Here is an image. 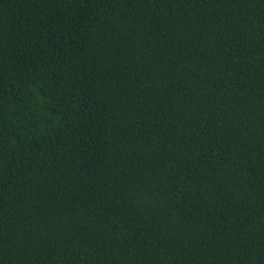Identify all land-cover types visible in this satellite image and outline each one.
<instances>
[{
	"label": "trees",
	"instance_id": "obj_1",
	"mask_svg": "<svg viewBox=\"0 0 264 264\" xmlns=\"http://www.w3.org/2000/svg\"><path fill=\"white\" fill-rule=\"evenodd\" d=\"M0 264H264V0H0Z\"/></svg>",
	"mask_w": 264,
	"mask_h": 264
}]
</instances>
